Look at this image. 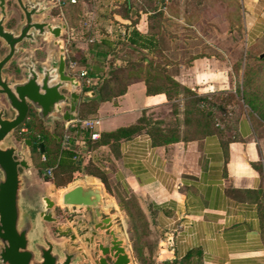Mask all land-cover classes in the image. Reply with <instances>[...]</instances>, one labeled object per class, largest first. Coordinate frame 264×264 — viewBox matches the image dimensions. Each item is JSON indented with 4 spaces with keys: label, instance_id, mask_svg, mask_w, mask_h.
<instances>
[{
    "label": "crops",
    "instance_id": "1",
    "mask_svg": "<svg viewBox=\"0 0 264 264\" xmlns=\"http://www.w3.org/2000/svg\"><path fill=\"white\" fill-rule=\"evenodd\" d=\"M94 1L89 0L90 7L83 12L85 26L81 25L80 41L73 39L77 27L68 24L62 11L55 17L57 22L66 25L62 30L66 71L76 78L78 84L75 91L80 95L74 118L59 121L63 126V135H74L80 158L86 155L83 165L92 161L101 166L110 182L119 180L124 188L135 194L146 213L150 207L152 214L148 217L151 218L152 226L162 233L156 242L153 264H264V122H258L247 110L235 113L234 129L219 122L220 127L224 128L222 134L189 140L181 137L166 145H153L148 134L140 132L119 140L114 147L111 140L96 146L91 143L89 148L82 137L84 131H89V135L95 131L101 135L102 132L136 123L143 114L161 120L162 126L175 120L171 111L172 101L163 93L148 95L141 77L131 79L126 91L111 99H102L99 90V100L82 99L103 80L100 78L101 72L97 73L95 69L98 63H103V58L98 57L99 49L94 46L100 45L104 37L116 39L120 31L128 35L132 28L131 25L127 26L130 23L128 17L121 14L122 5L131 0H100L98 5ZM48 2L59 9L63 4L58 5L53 0ZM164 2L168 3L169 0ZM241 2L243 18L247 21L246 31L250 32L248 24L256 18L255 8L261 1ZM86 4L82 2L83 8ZM129 15L134 16L132 12ZM168 17L175 18L173 15ZM178 19L185 21L183 15ZM97 24H100V32L95 34L93 28ZM190 27L197 28L196 25ZM136 28L146 33V13H140ZM197 34L205 38L207 36L203 30L197 29ZM163 38L157 48L167 56L166 51L170 52L174 48L169 45L170 41L165 44ZM46 39L54 40L49 36ZM205 42L216 48L217 52L193 55L187 62H179L175 72L170 75L196 94L212 96L231 84L232 63L229 64L218 55V52L222 55L225 53L221 45H214V41L210 43L206 39ZM112 46L109 49L113 52L105 59V72L109 66L124 64L129 60L128 52H134L129 45L112 43ZM181 49L197 51L196 47ZM23 55L18 53L15 56L20 61ZM70 63L74 64L73 68ZM81 71L86 74L80 76ZM92 100L97 103L95 114L80 116V103ZM66 109L67 106L64 107ZM229 112L232 113V110ZM76 119H98V124L91 129L83 128L80 124L71 126ZM45 127L52 135H57L55 128L52 131L50 127ZM55 138L61 143L62 138L58 135ZM23 141H18L21 142L20 146L15 143L18 148ZM25 150L28 159H31L29 147L26 146ZM48 167L54 168L53 165ZM35 171L37 169L31 163L30 174L33 176L34 173L37 180ZM89 177L99 179L93 175ZM48 186L58 188L51 181ZM23 188L24 180L21 191ZM43 196L48 194L44 193Z\"/></svg>",
    "mask_w": 264,
    "mask_h": 264
},
{
    "label": "water",
    "instance_id": "2",
    "mask_svg": "<svg viewBox=\"0 0 264 264\" xmlns=\"http://www.w3.org/2000/svg\"><path fill=\"white\" fill-rule=\"evenodd\" d=\"M22 9L24 20L15 29H7L6 0H0V39L7 51L0 54V263L1 264H135L120 231L114 227L110 216H103V192L96 185H75L63 193V204L84 207L88 223L82 230L84 247L74 242L59 248L50 240L43 228L40 239L31 240L35 220L54 221L52 208L55 202L49 196H41V211L30 212L22 202L23 173L30 172L31 163L25 147L31 140L25 138L20 148L8 138L25 121L31 109L53 131L56 122L73 119L80 95L75 88L76 78L66 71L63 48L59 59L47 63L17 61L22 77L15 79L3 72L7 63L18 54L21 42L34 41L36 36H49L57 43L62 36L64 23L37 22L44 1L15 0ZM44 7V6H43ZM83 100L100 99L97 88L82 97ZM67 109L64 110V107ZM55 137L57 135L53 134ZM59 140V139H58ZM40 151L43 144L40 143ZM91 218L93 221L91 222ZM65 231L64 233H67ZM75 234H71V239ZM72 244V245H71ZM73 247L72 249L69 248Z\"/></svg>",
    "mask_w": 264,
    "mask_h": 264
},
{
    "label": "trees",
    "instance_id": "3",
    "mask_svg": "<svg viewBox=\"0 0 264 264\" xmlns=\"http://www.w3.org/2000/svg\"><path fill=\"white\" fill-rule=\"evenodd\" d=\"M201 1L183 0V3L186 6H190ZM82 2L89 4V0H78L75 4L69 2L62 4L63 10H60L63 12L70 26H78L81 8H83ZM163 3L164 0H131L126 1L122 5L121 14L128 17L130 23L127 26L131 25L132 28L128 35L121 34L120 31L116 39L109 40V36L104 37L100 45L94 46L99 49L97 53L98 57L103 58V63H98L95 66L97 73L98 71L101 72L100 78H103V80L99 85H95L94 87H97L101 92L102 99H111L123 94L131 79L141 77L145 81L146 93L148 95L163 93L168 100L172 101L171 111L175 116V120L162 126L163 122L161 120H155L143 114L136 123L118 127L112 131L102 132L100 138L96 141L90 138L89 131H84L82 137L88 143L89 148H91V143L96 146L98 144L109 143L111 140L113 142L111 145L114 147L119 140L130 138L140 132L148 134L153 145H166L170 142L178 141L181 137L184 140H189L210 134H222L224 128L219 125V116L228 115L231 113L229 112L231 110L227 109L221 102L213 101L212 96L198 95L190 88L181 85L167 72L166 64L157 59L163 53L157 47L163 38L164 23L167 20L162 10ZM188 9L185 8V11H188ZM58 12L60 11L58 10ZM130 12L134 16L129 17ZM141 12L147 14L148 29L146 33H141L136 28ZM112 43L118 46H132L134 51H138V58L136 60H126L121 65L109 66L110 68L105 72L103 67L107 55L113 52L109 49L113 47ZM146 58L148 61H145ZM245 68L242 78L243 88L241 98L250 108V115L253 118L258 117L259 120L264 121V106L257 101L256 95L249 89L251 77H249L248 69L250 66L245 65ZM230 96L232 100L234 95ZM96 109V101H85L79 105V114L82 117L93 115ZM234 125L235 120L232 119L231 127L229 126V128L234 129ZM181 126H183V129H181ZM22 128H25V130L22 131ZM55 133L62 138L63 126L59 121L56 122ZM72 136L70 138V145L66 148H61V143L43 125V122L37 117L33 109L30 110L25 121L15 130L17 141H22L25 138L31 140L29 146L30 156L37 171L40 172L48 166H54L52 182L57 187L65 186L72 180L73 173L82 169L86 171L85 173L99 178L104 184L106 191L113 195L106 171L101 166L92 161H89L87 165H82V160H80L81 153L74 144V135ZM40 143L43 144V151H40ZM42 154L45 155V160L41 159ZM115 196L118 198L119 206L123 207L128 215L135 259L138 264H145L146 259L149 258L143 256L142 247L144 243L143 236L149 231L148 218L140 208L139 202L135 204L136 207L133 211L131 208L134 207L133 204L128 203L121 194H116ZM163 264H167V262Z\"/></svg>",
    "mask_w": 264,
    "mask_h": 264
},
{
    "label": "rangeland",
    "instance_id": "4",
    "mask_svg": "<svg viewBox=\"0 0 264 264\" xmlns=\"http://www.w3.org/2000/svg\"><path fill=\"white\" fill-rule=\"evenodd\" d=\"M96 1V5H98L100 0H95L94 2ZM241 1L242 0H202L201 2H197L193 5H187V7L184 5L183 0H169L168 3H163L165 8L162 9L166 17L170 19L166 20L164 23V43L167 44L170 41L169 45H171L174 49L170 52L166 51L167 56L165 53H162V55L157 57V59L166 64L167 72L169 74L175 72L176 66L179 62H187L189 57L191 58L193 55L217 52L216 48L214 49L205 42V39L210 43H213L212 41H214V45H221L224 48L225 56L220 52H218V55H221V57L225 61L229 62V64L232 63V70L230 74L231 84L227 88L220 91L217 95H212L211 98L213 101L216 100L217 102H221L227 109L234 111V114L232 112L225 116H219L220 122L228 125L227 128L231 125L229 120L236 118L235 113H240L239 110L242 112L247 110L251 113L248 105H246L241 99V92L243 88L242 78L244 70L246 69L245 65L250 66L248 69L249 77H251L249 89L256 95L257 101L264 106V0H259L261 1V4H259L260 6L258 4L256 5V18L254 20L252 19L250 22L248 21V25H250V32L246 31L245 25L247 24V21H245V17L243 18L244 9ZM7 2V17L4 20V24L15 27L19 18L17 13L18 11L16 7L12 4L10 5L12 0H7ZM89 7L90 5L86 4L84 8H81L82 11L80 20L78 21V26L73 33V39L75 38L77 41L82 40V38H80V31L81 25L83 24V12ZM185 8H189L188 11H185ZM60 9L63 10V7ZM60 9L54 8V14L57 15L58 10L61 11ZM180 14L184 16L185 21H179L178 18L181 16ZM169 15H173L175 18L168 17ZM191 25H196L197 28H192L190 27ZM93 29H95V34L98 31L100 32V24L94 26ZM197 29L203 30L207 35L206 38L198 35ZM73 39H71V41ZM1 41L2 40L0 39V52L4 53L7 48L4 45V42ZM34 45H39V43L33 44V47H35ZM183 47H186V49L188 47H196L197 51L194 49V51H185L181 49ZM201 48L202 50L199 51ZM138 55L139 54L135 51L128 52V59L136 60ZM15 59L17 60L16 56ZM167 64H170V66L168 67ZM6 74H9V71L6 72ZM230 95H234L232 100ZM3 101V97L1 96L0 102ZM254 118L258 122H264L259 120L258 117ZM8 141L17 143L18 146H20L21 143L16 140L15 131L8 138ZM85 158L86 155L81 157L80 160L83 162L85 161ZM29 161L32 163V159H29ZM21 172L23 173L24 180V188L21 191L22 202L27 206L24 207V209L32 213L41 211L43 207H41L40 197L43 196L44 193H47L48 196L55 202V205L52 208V215L55 220L40 221L39 219H36L34 229L30 234L32 241L40 239V233L44 228L47 237L52 240L56 248H59L64 243H71L70 239L66 235L62 236L59 230L67 231V229H71L73 233L78 234L77 239L74 242L75 245L84 247V243L81 238L85 236V233H83V230H80L82 229V226L78 225V222H81L82 224L88 223V218L83 216L85 209L84 207L79 206L64 205L62 198L63 193H65V191L69 188L79 184H100L103 192V204L100 207L103 216L111 217L114 227H116L123 236L134 263L138 264L132 249V232L128 221V215L123 207L119 206L118 198L115 195L121 194L122 197L128 201V203L133 204L134 207H131L133 211L136 207L135 204H138V200L135 194L121 185L119 180H114L112 182L109 181V184L111 183L110 188L113 190L112 195L106 191L105 186L100 179L98 180L101 183L97 179L89 177L90 175L85 173L86 171L82 169L79 172L73 173L72 180L69 183L63 187H58L57 189L52 188V186H48L49 182H52L54 175H52V177L45 175V169L40 172L35 171L37 180L35 179L34 173L32 176L28 171L21 169ZM46 189L49 192H47ZM140 208L144 211L145 207ZM148 209L150 212V207H148ZM149 212H147V214L144 211L149 221V231L143 236L144 243L142 253L144 257L149 258L146 259L145 264H151V262L153 264L151 257L155 251L157 240L162 236V233L158 229L153 228L151 218L148 217V215L152 214V212ZM92 221L93 219L91 218V222ZM71 245H69V248L72 249L73 247H71Z\"/></svg>",
    "mask_w": 264,
    "mask_h": 264
},
{
    "label": "flooded vegetation",
    "instance_id": "5",
    "mask_svg": "<svg viewBox=\"0 0 264 264\" xmlns=\"http://www.w3.org/2000/svg\"><path fill=\"white\" fill-rule=\"evenodd\" d=\"M26 1V0H24ZM32 1H44L41 2V4L39 5L41 8L43 9L42 14L40 15H36L34 16V20L37 22H51V23H57V19L55 17H57L56 14H54V7L50 6V2H48L47 0H32ZM7 0H6V4H7ZM13 5L14 7H16L17 9V13H18V20H17V24L16 26L21 23L24 20V14L22 9L19 7V5L15 2V0H12V2L10 3V5ZM44 6V7H43ZM14 18V17H13ZM4 26L7 29H12L15 28L12 25H5ZM63 32H62V37L60 38V40L57 43H54V40H47L45 39L43 36H36L35 35V39L34 41H30L28 39H24L21 42V47H20V51L19 54H23L24 53V58L23 61H28L30 59L34 60L37 63L43 62V61H47L49 62L51 59H56V61H58L59 59V54H60V50L61 48H63V52H64V41H63ZM2 42V41H1ZM37 44L39 43V45H35V47H33V44ZM7 48V47H6ZM8 49H6L7 51ZM5 53V52H4ZM4 53L0 52L1 55H3ZM65 56V53H64ZM65 63L67 66V61H66V57H65ZM9 71V74H7L8 76H13L15 79H20L22 77V73H21V67L18 64L17 60L15 59V55L13 56V58H11V60L7 63L6 68L3 70V72L6 74V72ZM85 216V211H84V215ZM86 216H87V212H86ZM85 216V217H86ZM84 224V223H83ZM81 222H78V225L82 226V229L85 227ZM80 229V230H82ZM61 232V235L64 236L66 235L71 242H75V240L77 239L78 234L73 233V231L71 229H67V233H64V230H59ZM85 233V232H83ZM71 234H75V238L71 239Z\"/></svg>",
    "mask_w": 264,
    "mask_h": 264
},
{
    "label": "built area",
    "instance_id": "6",
    "mask_svg": "<svg viewBox=\"0 0 264 264\" xmlns=\"http://www.w3.org/2000/svg\"><path fill=\"white\" fill-rule=\"evenodd\" d=\"M55 3H57L58 5H61L62 3L64 2H69V3H72V4H75L78 2V0H53ZM73 63H70V67L73 68ZM69 67V66H68ZM86 74L85 71H81L79 73L80 76H84ZM87 83H89V80H86ZM77 124H80L83 128H89L91 129L94 125L98 124V119H76L73 124L71 126H77ZM70 133H65L61 139V145H62V148H66L70 145ZM90 137L92 139H97L100 137V134L98 132H92L90 134ZM41 159L42 160H45L46 157L44 154H42L41 156ZM52 172H53V167H47L45 169V175L47 176H52Z\"/></svg>",
    "mask_w": 264,
    "mask_h": 264
},
{
    "label": "bare ground",
    "instance_id": "7",
    "mask_svg": "<svg viewBox=\"0 0 264 264\" xmlns=\"http://www.w3.org/2000/svg\"><path fill=\"white\" fill-rule=\"evenodd\" d=\"M81 185V184H80ZM90 185H96V186H100V184H90ZM101 187V186H100Z\"/></svg>",
    "mask_w": 264,
    "mask_h": 264
}]
</instances>
